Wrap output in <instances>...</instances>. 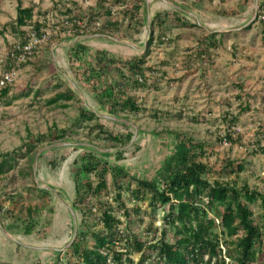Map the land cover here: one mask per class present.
<instances>
[{"label": "rangeland", "instance_id": "1", "mask_svg": "<svg viewBox=\"0 0 264 264\" xmlns=\"http://www.w3.org/2000/svg\"><path fill=\"white\" fill-rule=\"evenodd\" d=\"M165 1L186 10L188 14H182L197 26L174 27L168 23L169 30L154 28V15L171 10ZM262 2L258 1L259 7ZM95 3L96 0H0V71H6L3 64L9 46L20 39L11 24L18 5H35L33 19L45 21V30L50 35L53 32L55 38L40 45L26 62L11 68L9 92L0 96V161L7 159L10 166L0 174V264L80 261L70 247L78 237L83 245H94L92 233L102 229L98 202L112 207L122 222L120 229L127 226L148 240L154 229L161 231L164 208L150 206L148 194L135 198L130 192L135 186L132 182L129 190L122 188L126 178H119L115 186L110 172L104 177L106 190L98 195L91 193L82 204L78 202L74 177L86 148L104 154L103 160L130 176L153 179L184 136L204 144L205 154L199 159L211 167L213 178L233 180L235 176L225 177L222 167L228 160L243 162L246 171L239 174L237 185L246 184L264 195V154L255 151L258 145H264V25L258 21L264 19V14L258 19V9L255 23L248 24L255 0L247 6L242 0H145V22L139 33H129L122 10L107 2L106 6H112V16L93 15L92 22L79 27L84 31L82 35H73L74 27H60L61 21L67 19V14L59 11L60 6L71 7L74 14L82 15ZM106 21L119 27L108 28ZM22 29L28 31L30 27ZM152 29L156 40L148 44ZM211 32L220 34V46L210 48L205 56H197L198 39ZM79 42H85L90 51L106 48L121 56L148 48L144 64L150 70L146 72L147 85L128 90L140 108L138 112L119 109L111 115L76 82L67 49ZM69 91L74 95L72 100L50 102ZM82 108L93 112L115 134L133 133L131 140L127 144L105 140L99 135L95 118L76 122ZM62 129L66 130L62 140L31 142L32 151L27 152L28 135L36 138ZM228 134L231 141L226 138ZM88 178L95 186V174ZM118 193L123 207L115 199ZM124 207L129 217H124ZM70 209L76 218L75 233ZM249 209L263 236L257 264H264V216L259 199L249 204ZM30 211L37 212V217H31ZM31 224H35L33 229ZM241 235L239 231L238 237ZM131 257L136 261L138 255ZM226 263L231 264L228 260Z\"/></svg>", "mask_w": 264, "mask_h": 264}, {"label": "trees", "instance_id": "2", "mask_svg": "<svg viewBox=\"0 0 264 264\" xmlns=\"http://www.w3.org/2000/svg\"><path fill=\"white\" fill-rule=\"evenodd\" d=\"M107 2L113 3L114 6L118 5L122 10L129 33L134 31L139 33L142 30L145 22V0H96L94 7H88L82 15L74 14L75 11H72L71 7L60 6L59 11L67 14V19L61 21L60 27L65 30L74 27L73 35H82L84 31L79 27L83 28L85 23L92 22L90 20L93 15L102 13L108 18L112 16V6H106ZM242 3L243 6H247L252 0H242ZM34 7L35 5L17 6L16 18L11 24H14L13 33L20 38L16 43L20 45L28 43L32 34L40 36L45 29V21L33 19ZM170 9L154 15L152 19L154 28L169 30L168 23L174 27L197 26L182 13ZM37 12L41 14L40 11ZM262 14H264V0L259 7L258 19H261ZM258 21L261 22V26L264 25V19ZM106 24L108 28L116 25L109 21H106ZM26 25L30 27L28 31L22 29ZM6 27L5 25L4 28ZM261 31L264 34V28ZM153 34L152 29L148 44L153 40ZM53 35L52 32L48 43L55 39ZM218 36L220 34L210 33L198 39L197 56H205L210 48L220 46L221 41L217 39ZM17 52L14 45L9 46L3 64L6 71L15 67L16 62L12 54ZM147 53L148 48L143 52L126 56L111 53L106 48H95L94 51H90L85 42H79L67 49L68 62L74 79L95 98L100 107L111 115L116 114L119 109L128 113H136L140 110L128 90L146 87L148 81L146 72L150 71L144 67ZM8 92L9 86L0 90V96H6ZM73 98L72 91H69L56 95L50 102L70 101ZM94 118L97 119L96 127L99 135L105 140L126 144L131 140L133 133H126L123 136L119 133L115 134L86 108H82L76 122ZM58 132L42 134L36 138L28 135L27 152L32 151L31 142L47 139L51 142L62 140L66 130L62 129ZM181 138L182 140L175 147V152L164 160L159 173L153 179L130 176L124 169L116 168L103 160L104 154L99 155L98 152L86 148L80 157L81 163L74 177V191L76 198L79 199L78 202L82 204L83 199L89 197L91 193L98 195L106 190L104 177L110 172L115 186L119 178H126L128 181L122 184V188L129 190L132 182L135 186L130 192L135 198L139 199L140 196L145 197L148 194L150 206L159 205L164 208L163 226L161 231L158 229L152 231L151 239L140 238L127 226L120 229L122 222L115 216L112 207H106L98 202L100 204L98 221L102 229L92 233L94 245L87 247L78 237L70 250L80 261L65 264H227L226 260L231 264L258 263L262 255L263 236L260 227L254 222L249 204L259 199L264 216V195L251 190L246 184L237 185L239 174L246 171L243 162L228 160L221 170L225 177L235 176L236 179L217 180L212 177L211 167L199 159L205 154L204 144L184 136ZM226 138L231 141L229 134ZM255 151L264 154V145H258ZM8 162L7 159L0 161V174L10 169ZM91 174L97 177L95 186L88 178ZM42 191L50 193L46 189ZM115 199L118 205L124 206L121 193H118ZM30 212L31 217H37V212L35 214ZM123 215L130 216L125 207ZM34 227L35 224H31V228ZM216 229L219 230L217 234ZM239 231L242 232L240 237H238ZM131 254L138 255L136 261L132 259Z\"/></svg>", "mask_w": 264, "mask_h": 264}, {"label": "built area", "instance_id": "3", "mask_svg": "<svg viewBox=\"0 0 264 264\" xmlns=\"http://www.w3.org/2000/svg\"><path fill=\"white\" fill-rule=\"evenodd\" d=\"M49 37L50 33L44 29L43 33L40 36H37L35 34L30 35V39L26 44H14V47L18 52L15 54L13 53L12 57L14 58L17 65L24 63L40 45L45 44L48 41ZM12 81V71H0V90L7 87L12 83Z\"/></svg>", "mask_w": 264, "mask_h": 264}, {"label": "water", "instance_id": "4", "mask_svg": "<svg viewBox=\"0 0 264 264\" xmlns=\"http://www.w3.org/2000/svg\"><path fill=\"white\" fill-rule=\"evenodd\" d=\"M258 1L259 0H255V4H254V14H253V17L248 21V24L254 22V19L256 18L257 11L259 9ZM165 2L169 5V7L175 9L176 11H178L180 13H183V14H188V12H186V10H184L182 7H180L178 5H175L173 3H170V2H167V1H165ZM146 24H147V26L149 28V26H150V17L149 16L146 18ZM244 26H246V25H244ZM148 32H149V30H148ZM91 37L92 36H82V38H91ZM105 117L108 118V119H111L113 121H116V122H120L121 121L123 123H128V122H126L124 120H121V119H118L116 117H109V116H105ZM52 146H54V145H52ZM89 146H91V145H89ZM39 154H40V152L37 154L36 159L38 158ZM70 213H71V216H72V219H73V222H74V233H75L76 232V218H75L74 212L71 209H70Z\"/></svg>", "mask_w": 264, "mask_h": 264}, {"label": "crops", "instance_id": "5", "mask_svg": "<svg viewBox=\"0 0 264 264\" xmlns=\"http://www.w3.org/2000/svg\"><path fill=\"white\" fill-rule=\"evenodd\" d=\"M254 24V23H253ZM246 26H248V25H246ZM246 26H244L243 28H245ZM262 32V31H261ZM212 33V32H211ZM216 33V32H215Z\"/></svg>", "mask_w": 264, "mask_h": 264}]
</instances>
